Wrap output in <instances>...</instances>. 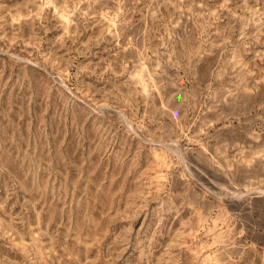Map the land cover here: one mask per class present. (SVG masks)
Segmentation results:
<instances>
[{
    "label": "rangeland",
    "instance_id": "374dc122",
    "mask_svg": "<svg viewBox=\"0 0 264 264\" xmlns=\"http://www.w3.org/2000/svg\"><path fill=\"white\" fill-rule=\"evenodd\" d=\"M0 264H264V0H0Z\"/></svg>",
    "mask_w": 264,
    "mask_h": 264
}]
</instances>
